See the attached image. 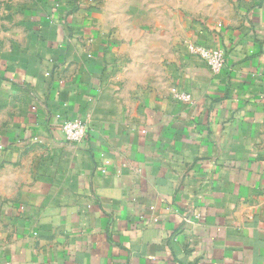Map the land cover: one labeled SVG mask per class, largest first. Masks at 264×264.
Instances as JSON below:
<instances>
[{"label": "crops", "instance_id": "crops-1", "mask_svg": "<svg viewBox=\"0 0 264 264\" xmlns=\"http://www.w3.org/2000/svg\"><path fill=\"white\" fill-rule=\"evenodd\" d=\"M0 264H264V0H0Z\"/></svg>", "mask_w": 264, "mask_h": 264}, {"label": "built area", "instance_id": "built-area-1", "mask_svg": "<svg viewBox=\"0 0 264 264\" xmlns=\"http://www.w3.org/2000/svg\"><path fill=\"white\" fill-rule=\"evenodd\" d=\"M192 54L200 58L209 71L219 75L226 69V55L220 49H213L206 46L193 45L190 48ZM179 101H188V96L177 95ZM56 127L61 131L64 143L74 147L83 142L86 134L85 123L80 119L64 120L59 115L55 116Z\"/></svg>", "mask_w": 264, "mask_h": 264}]
</instances>
